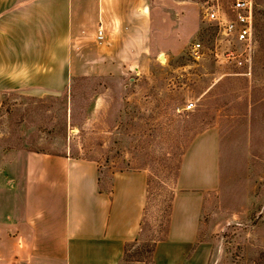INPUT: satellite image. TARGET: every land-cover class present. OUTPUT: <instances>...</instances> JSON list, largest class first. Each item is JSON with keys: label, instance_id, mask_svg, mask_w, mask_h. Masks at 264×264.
Wrapping results in <instances>:
<instances>
[{"label": "rangeland", "instance_id": "1", "mask_svg": "<svg viewBox=\"0 0 264 264\" xmlns=\"http://www.w3.org/2000/svg\"><path fill=\"white\" fill-rule=\"evenodd\" d=\"M143 1L155 8L145 57L124 63L123 42L112 48L88 30L74 49L67 89L4 97L0 147L93 160L105 187L116 173L147 172L142 233L125 260L148 263L155 241L165 238L185 153L196 137L215 131L220 181L203 194L198 245L207 248L206 264H264V0H255L250 71L217 62L216 32L205 20L213 0ZM221 2L228 8L232 0ZM82 7L74 1L76 18ZM197 42L204 53L198 61L190 55Z\"/></svg>", "mask_w": 264, "mask_h": 264}, {"label": "crops", "instance_id": "2", "mask_svg": "<svg viewBox=\"0 0 264 264\" xmlns=\"http://www.w3.org/2000/svg\"><path fill=\"white\" fill-rule=\"evenodd\" d=\"M74 1L0 0V109L12 92L67 89L74 49L88 30L97 40L102 26L111 47L123 42L124 63L145 57L154 44L150 2L81 0L76 18ZM219 151L218 134L208 131L185 153L168 235L152 264L207 263L198 236L203 194L220 181ZM148 181L145 171H125L105 187L93 160L0 147V264H146L126 263L125 255L142 231Z\"/></svg>", "mask_w": 264, "mask_h": 264}, {"label": "built area", "instance_id": "3", "mask_svg": "<svg viewBox=\"0 0 264 264\" xmlns=\"http://www.w3.org/2000/svg\"><path fill=\"white\" fill-rule=\"evenodd\" d=\"M207 2L205 20L214 27L215 58L220 64H230L235 68L250 71L255 57V0H232L224 7L221 0ZM99 42L105 41V30L99 27ZM195 60L203 56L202 43L197 42L190 50ZM193 105L187 107L192 109Z\"/></svg>", "mask_w": 264, "mask_h": 264}, {"label": "trees", "instance_id": "4", "mask_svg": "<svg viewBox=\"0 0 264 264\" xmlns=\"http://www.w3.org/2000/svg\"><path fill=\"white\" fill-rule=\"evenodd\" d=\"M181 165V164H180ZM179 171H180V167H179V169H178V174H177V177H176V181H177V179H178V176H179ZM176 181H175V185H176ZM147 194H148V196H149V181H148V190H147ZM173 199H174V197H173ZM147 200H148V197H147ZM172 203H173V200H172ZM171 213H172V204H171V206H170V214H169V218H168V228H167V231H166V233H165V238L164 239H161V240H159V241H155V246H154V248H153V250H152V258H151V260H150V262H144V261H139L140 263H146V264H152V261H153V254H154V251H155V248H156V245L159 243V242H162V241H164V240H166V238H167V235H168V230H169V226H170V219H171ZM142 226H143V224H142ZM143 228V227H142ZM141 233H142V231H141ZM141 233H140V235H141ZM138 240V239H137ZM136 240V241H137ZM135 241V242H136ZM126 252H127V247H126ZM126 263H129L128 261H126Z\"/></svg>", "mask_w": 264, "mask_h": 264}]
</instances>
